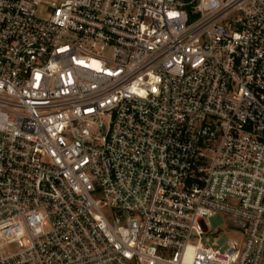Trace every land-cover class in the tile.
Wrapping results in <instances>:
<instances>
[{
    "label": "built area",
    "instance_id": "built-area-1",
    "mask_svg": "<svg viewBox=\"0 0 264 264\" xmlns=\"http://www.w3.org/2000/svg\"><path fill=\"white\" fill-rule=\"evenodd\" d=\"M0 264H264V0H0Z\"/></svg>",
    "mask_w": 264,
    "mask_h": 264
},
{
    "label": "rangeland",
    "instance_id": "rangeland-1",
    "mask_svg": "<svg viewBox=\"0 0 264 264\" xmlns=\"http://www.w3.org/2000/svg\"><path fill=\"white\" fill-rule=\"evenodd\" d=\"M106 118V116L102 117L104 121ZM206 222L209 226V233L203 236V242L215 244L221 251L228 247L230 241H238L244 236L239 221L227 215L216 213L206 218ZM10 249L15 251L17 248L12 246Z\"/></svg>",
    "mask_w": 264,
    "mask_h": 264
}]
</instances>
